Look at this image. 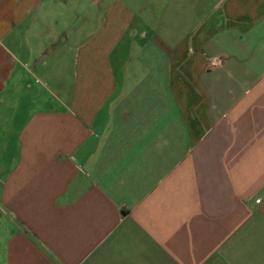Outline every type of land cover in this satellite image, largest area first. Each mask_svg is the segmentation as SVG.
Returning <instances> with one entry per match:
<instances>
[{
	"label": "crops",
	"instance_id": "obj_1",
	"mask_svg": "<svg viewBox=\"0 0 264 264\" xmlns=\"http://www.w3.org/2000/svg\"><path fill=\"white\" fill-rule=\"evenodd\" d=\"M0 264H264V0H0Z\"/></svg>",
	"mask_w": 264,
	"mask_h": 264
},
{
	"label": "rangeland",
	"instance_id": "obj_2",
	"mask_svg": "<svg viewBox=\"0 0 264 264\" xmlns=\"http://www.w3.org/2000/svg\"><path fill=\"white\" fill-rule=\"evenodd\" d=\"M121 2H123V3L127 4V5H129L130 0H121Z\"/></svg>",
	"mask_w": 264,
	"mask_h": 264
}]
</instances>
